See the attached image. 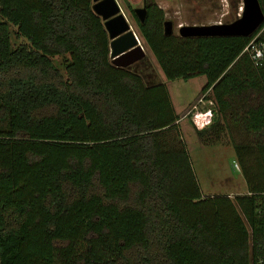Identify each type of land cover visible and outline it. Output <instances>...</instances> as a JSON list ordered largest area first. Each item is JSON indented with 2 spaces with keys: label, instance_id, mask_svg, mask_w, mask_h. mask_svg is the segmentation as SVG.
<instances>
[{
  "label": "trees",
  "instance_id": "obj_1",
  "mask_svg": "<svg viewBox=\"0 0 264 264\" xmlns=\"http://www.w3.org/2000/svg\"><path fill=\"white\" fill-rule=\"evenodd\" d=\"M93 3L0 0V264H253L264 255V60L248 47L264 43V22L250 36L167 35L155 0L144 21L126 3L167 79L206 75L200 95L216 111L194 126L200 139L231 124L251 137L233 143L247 192L205 195L167 84L112 63ZM11 25L26 40L16 47Z\"/></svg>",
  "mask_w": 264,
  "mask_h": 264
},
{
  "label": "rangeland",
  "instance_id": "obj_2",
  "mask_svg": "<svg viewBox=\"0 0 264 264\" xmlns=\"http://www.w3.org/2000/svg\"><path fill=\"white\" fill-rule=\"evenodd\" d=\"M117 1L132 24L141 43L144 45L137 25L126 4H130L133 8L141 7L144 0ZM155 1L165 10L166 19L173 20L174 32L176 34H179V27L181 25L226 23L231 16H239L242 7V0H237L238 5L236 7L231 5V0ZM15 30L16 28L11 25L10 36L14 47L26 41L24 38L17 37ZM144 47L147 51V57L133 64L131 68L140 72L149 81H164L168 86L176 111L179 114L188 111L180 119V126L203 193L205 195L227 194L231 197L246 193V179L233 143L243 144L246 139H250L251 137L249 138L240 128L231 124V132L229 131V134L225 130L219 134L217 140L208 141L207 143L203 142L194 126L198 128L204 126H202L201 122L197 124L194 119L195 113L193 112L195 110H204V107L209 106L211 112L208 114H211L213 118V113L216 111L213 100L210 103L204 97L205 95H200L201 89L207 82L206 75L199 74L188 79L177 78L169 80L158 67L148 48L145 45ZM67 57L68 55L55 57L54 63L58 67L63 68Z\"/></svg>",
  "mask_w": 264,
  "mask_h": 264
},
{
  "label": "water",
  "instance_id": "obj_3",
  "mask_svg": "<svg viewBox=\"0 0 264 264\" xmlns=\"http://www.w3.org/2000/svg\"><path fill=\"white\" fill-rule=\"evenodd\" d=\"M93 10L102 17L110 38V57L112 63L121 67H131L147 57L126 14L117 0H93ZM141 21L146 19L147 7L134 8ZM264 22V11L260 0H242L240 15L231 22L212 24L181 25V36H250ZM164 33L174 34V22L164 21Z\"/></svg>",
  "mask_w": 264,
  "mask_h": 264
},
{
  "label": "built area",
  "instance_id": "obj_4",
  "mask_svg": "<svg viewBox=\"0 0 264 264\" xmlns=\"http://www.w3.org/2000/svg\"><path fill=\"white\" fill-rule=\"evenodd\" d=\"M248 48H249L251 57L254 60L255 64L261 65L263 60H264V43L252 41ZM210 112L211 111L206 112V113L195 112L194 119L197 122V124H199V122H201L202 126H206L209 123H211V118H212L211 114H209V119H207V115ZM260 210L264 214V207H263V209H260ZM253 264H264V255L256 258L253 261Z\"/></svg>",
  "mask_w": 264,
  "mask_h": 264
},
{
  "label": "crops",
  "instance_id": "obj_5",
  "mask_svg": "<svg viewBox=\"0 0 264 264\" xmlns=\"http://www.w3.org/2000/svg\"><path fill=\"white\" fill-rule=\"evenodd\" d=\"M208 102H210L211 103V101H212V99L210 98V99H206ZM193 108V107H192ZM191 108V109H192ZM190 109V110H191ZM187 110V109H186ZM209 110L211 111V108L208 106V107H204V110H195V112H202V113H206V112H209ZM186 112H188V111H186ZM186 112L185 113H181L180 115H181V118L183 117V116H185V115H183V114H186ZM195 112H193V113H195ZM207 119H209V114L207 115ZM212 121V120H211ZM180 123H181V120H180ZM210 124V123H209ZM208 124V125H209Z\"/></svg>",
  "mask_w": 264,
  "mask_h": 264
},
{
  "label": "flooded vegetation",
  "instance_id": "obj_6",
  "mask_svg": "<svg viewBox=\"0 0 264 264\" xmlns=\"http://www.w3.org/2000/svg\"><path fill=\"white\" fill-rule=\"evenodd\" d=\"M144 4H145V5H146V7H147V0H144V3H143V5H144Z\"/></svg>",
  "mask_w": 264,
  "mask_h": 264
},
{
  "label": "clouds",
  "instance_id": "obj_7",
  "mask_svg": "<svg viewBox=\"0 0 264 264\" xmlns=\"http://www.w3.org/2000/svg\"><path fill=\"white\" fill-rule=\"evenodd\" d=\"M205 127V126H204ZM203 128V127H202Z\"/></svg>",
  "mask_w": 264,
  "mask_h": 264
}]
</instances>
